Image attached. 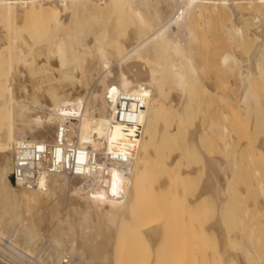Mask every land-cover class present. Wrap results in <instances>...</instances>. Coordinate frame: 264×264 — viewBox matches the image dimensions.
Instances as JSON below:
<instances>
[{"label": "bare ground", "instance_id": "obj_1", "mask_svg": "<svg viewBox=\"0 0 264 264\" xmlns=\"http://www.w3.org/2000/svg\"><path fill=\"white\" fill-rule=\"evenodd\" d=\"M248 43L256 44L250 57L216 52V45L239 52ZM261 83L264 0H0V261L181 264L183 241L203 236L206 248L219 223L204 224L201 235L198 209L215 198L219 217L230 211L240 166V154H228L235 138L216 140L229 128L204 126L206 108L224 86L241 95L237 101L228 92L220 103L246 108ZM205 136L223 157L211 153ZM24 144L39 150L35 185L11 178ZM200 172L207 178L198 192ZM259 188L264 209V183ZM175 212L181 217L173 224ZM170 232L181 239L166 240ZM251 233L242 253L221 249L217 257L262 264L263 250H254L260 238ZM230 237L240 235L221 240ZM143 242L149 256L136 253ZM207 253L203 264H219L217 252Z\"/></svg>", "mask_w": 264, "mask_h": 264}, {"label": "rangeland", "instance_id": "obj_2", "mask_svg": "<svg viewBox=\"0 0 264 264\" xmlns=\"http://www.w3.org/2000/svg\"><path fill=\"white\" fill-rule=\"evenodd\" d=\"M216 1H220V0H216ZM230 1H235L236 3H238V2H245L246 0H243V1L242 0H230ZM248 1H250V0H248ZM248 44L246 45L247 50L244 49V51H246V52H244L243 50L238 52L237 49L234 48V46L233 47L232 46H230V47L225 46V48L228 47V48H226L228 50H226L225 48H223L224 45H216V49H217L216 52L220 51L219 53H225V52H230V51L232 52L233 51L236 55H246V57L247 56L250 57L254 47H256V44L255 45L253 43H248ZM230 48H232V50ZM243 48H245V47H243ZM241 52H242V54H240ZM208 74H209V77L211 78V80L216 81L215 79L219 80V78H220L219 75H217L215 72H209ZM208 74H207V76H208ZM238 82H239V80L237 81V83ZM221 88H222V90H221ZM221 88H220V91L218 94L219 97H217L218 99H220V100L217 99L219 102L216 101V103H215L216 105L212 104L211 106L209 105L210 107L208 105H207V108L205 107L207 109V113H206L207 118H205L203 124H204V126H208L211 123H218L222 126L228 127L230 130L229 131L230 134L227 136H224L225 138L222 137L223 139L221 137L220 138L217 137L218 139L216 138V140H218V142L219 141L220 142L221 141L226 142V140H229V136H230V139L235 138L234 142L235 141L237 142V144L236 143L232 144L233 147L231 146L232 148H230L229 152H228V154H230V155L240 154V156H239L240 166H238L239 170L237 169L236 173L234 174V175H236L235 179H234V176L232 177L233 179L231 180V183L233 185H231V183H230L231 186H230L229 191H228V192H230L228 194V197H231L230 199H233V197H234V199L232 200V203L234 200H235V203H233L234 204L233 205L231 202H228V204L230 203V205L228 206L229 207L228 210H230L231 213H230V211L228 213L226 212V213L222 214L220 217L217 214L218 202L215 200V198L207 201V204H205V206H203L204 210L198 209V213H197V215H198V232L201 233V235L203 234L201 226H203L204 224L206 225L207 223L213 222L212 220H214V222H217L221 225L216 223L217 224V230H219V233H217L218 231H216V233L209 235L208 240L206 239V243H208L209 245H207L205 243L206 248H203V245H204L203 242L205 241V240H203L204 239L203 236H202L203 238L200 237L199 235H198L199 236L198 238L197 237H191V236H193L192 232H190V230L188 231V233L190 232L189 234L191 235L190 236L191 238L189 237L190 238L189 239L188 237H186V241H187V239H188V241H192L191 240L192 238H197L199 244L197 242H195L197 240H194V242L192 241L189 244H187V243H185V241H183L184 248L182 247V245H180L178 247L179 251L182 249H183L182 252L185 253V251H186V253H185L186 258L188 256L191 257V259H190V257H188L189 260L185 261L186 259H184V253L181 252L183 254V255H181V257H182L181 260L186 262V264H189V263L194 264L193 261L194 262L198 261L197 263L200 264L203 260V259L201 260L202 256L203 255L205 256V254H208L207 252H209L211 254H213V252H217V254L215 253L216 255L213 254L215 257V260H216V259L220 258L217 256H218V253L221 251V249L225 253H228V252L229 253L230 252L242 253L241 251H242L244 242L246 240H248V238H246V237H248V235L250 236L252 234L251 233L252 231L254 234L256 233L254 238H256V239L260 238V241H259L260 243L256 239H253V242H254V240H256L258 242L256 245H254V246H256L254 248V250L256 252H258V250H260V251L263 250L262 252H264V223H263L264 222V209L262 207H259L260 205L257 206L258 202L263 201L262 200L263 196H262V193L260 192L261 190H259L260 189L259 188V182H260V184L264 183V151L260 150L261 148L264 147V145H262V142L264 144V140H263L264 139V83L257 85V87L254 89L253 93L252 94L250 93L251 96L249 95L250 96L249 103L247 105H245L246 108L242 107L243 109H241L238 102H235L234 104H229L227 106H226V104H221L222 103L221 100L223 101L229 95V93H231V95H233L236 98V100L238 101L240 98V95H241V90L229 89L231 87L228 88L225 86L221 87ZM225 89H227V90H225ZM223 96H224V98H223ZM223 106H225V107L223 108ZM216 112L219 115H222V117L219 116L218 114H216ZM223 112L227 113V114H224ZM198 116L199 117L201 116V112H198ZM197 119H199V122H200V118H198V117L195 118V122L198 121ZM218 119H220L221 121H219ZM210 120H211V122H210ZM192 123H193V121H192ZM192 123L190 122V124L188 123L187 125H189L190 127H193ZM186 129H187V127H186ZM186 129H185V131H187ZM184 133L186 134V132H184ZM231 133H233V134H231ZM185 134H182V136H184ZM182 136L180 138H178L180 140L179 146H181V148H185L184 146H186L188 142H187V140L183 141L184 137H182ZM232 137H234V138H232ZM186 139H187V136H186ZM204 140H206V143L208 142L207 147H208V149L209 148L211 149V153L213 155H221L223 157V154H221L222 153L221 149L218 148L219 145H217L216 140L214 141L215 144H213L212 140H214V138H211V137L208 138V136H205L203 139V142H205ZM210 144L212 146H210ZM260 145L263 147H261L259 149L258 147ZM212 147H215V148L212 149ZM243 150H244V152H242ZM214 151H216L217 153H214ZM242 153H243V155H242ZM191 157L193 158V156H191ZM191 157H190V159L187 158L186 163H188V161L191 162V160H192ZM225 158H227V157H225ZM193 163H194L193 165H196L195 161H193ZM241 163H243L244 165ZM186 165L189 166V163ZM193 165L191 164V166H193ZM204 178L206 180V178H207L206 173L200 172L197 180L194 181L196 186H193V184H192V186L195 188L194 189L195 191L197 188H198V192L200 191V187H202V185H203L202 183H205V180L202 182V180ZM12 180H13V178H12ZM13 183H14V180H13ZM244 185H245V187H243ZM192 186H191V190H190V188L188 189L189 192L191 191L190 193L188 192L189 193V194H187L188 197H190L195 192L193 190ZM239 188H242V189L245 188V189L241 190ZM217 189L215 191L216 193L218 192ZM241 193H243V194H241ZM222 196L226 197L223 194H222ZM225 207H227V205ZM249 207H251L250 212H249V210H247ZM187 208H188V206L186 208L182 209L184 218L191 216V214H189V210ZM260 208H262V209H260ZM226 210L227 209H224V207H223L222 209H219V212L223 213V211L225 212ZM179 212L182 213L181 209L179 211H177V214L181 215ZM247 214H248V216H247ZM173 215H174L173 216L174 219L172 220L171 217H170V219L174 222L173 224H175V218L179 219V217H181L182 215L178 216V215H176V212ZM177 216H178V218H177ZM218 217L220 218L219 219L220 222H218L219 221ZM216 219H217V221H216ZM199 226H200V228H199ZM218 227H219V229H218ZM254 231H256V232H254ZM183 233L184 232H181V235H183ZM185 233L187 234V231H185ZM185 233H184V236H187V235H185ZM169 234L171 235L172 232H170ZM225 234H229V236L234 235V234H239L240 238L231 239V237H230V238H227L229 244L227 243V240L223 243V241L221 239L223 238V236H225ZM214 235H215V237L213 238ZM173 236L176 238L175 240L181 239L180 235H179L180 237H178V236L176 237L175 235L172 234L166 240L172 241L171 239L174 238ZM241 237L244 239L243 242L241 241V240H243ZM183 238H185V237H183ZM245 238H246V240H245ZM46 239H45L44 244H47L48 242H50L49 241L50 238H48L49 240H46ZM200 240H203V242L202 243L199 242ZM46 241H47V243H46ZM255 243L256 242H254V244ZM190 244H195L194 245V246H196L195 250H196V248H198V249L200 248V249L199 250L197 249V251L195 252V250H191L192 248L189 249ZM187 245H188V247H187ZM143 246H144V248L142 247L141 250H138V251H140V253H138V252H136V253L144 255L143 253L146 250L147 253H145V255L149 256L150 253H149V250H147L146 246H148V245L146 244V242H143ZM145 247H146V249H145ZM167 247H169V246H167ZM128 248H130V247H128ZM202 248H203V250H201ZM204 249H205V252H204ZM123 250H121V253L124 251L126 253V254L124 253L123 256H127L130 253L129 249L126 250V248H125V250L124 251ZM170 250H172V249L169 248L168 251H170ZM189 250H191V252L193 251L196 254V255L195 254L194 255H195V257H197V259L192 257V256H194V255H192V253H190L191 255L189 254ZM243 251H244V248H243ZM201 252L203 254H201ZM148 253H149V255H148ZM171 254H173V253H171ZM261 254H263V255H261ZM261 254L258 253L257 256L260 255L259 257L261 259H263L264 253H261ZM198 257H200V259H198ZM142 259H144V258L142 257ZM220 259L217 260L218 262H216V261L215 262L219 263V264H221V262H222V264H228L230 262V261L225 260L224 257H222L223 261H222V259L221 260ZM191 260H193V261H191ZM183 261H181V264L182 263L185 264ZM188 261H190V262L188 263ZM262 261H263L262 264H264V259ZM254 262L255 261H253L252 264H254ZM234 263H231V264H234ZM0 264H6V263H4L3 261H0ZM169 264H174V263L172 261ZM201 264H203V262ZM208 264H211V263H208Z\"/></svg>", "mask_w": 264, "mask_h": 264}, {"label": "built area", "instance_id": "obj_3", "mask_svg": "<svg viewBox=\"0 0 264 264\" xmlns=\"http://www.w3.org/2000/svg\"><path fill=\"white\" fill-rule=\"evenodd\" d=\"M39 161L40 155L38 149H34V147L26 144L20 146L16 153V169L11 177L14 183H17L18 179L24 177L32 185H35L41 171L37 165Z\"/></svg>", "mask_w": 264, "mask_h": 264}]
</instances>
